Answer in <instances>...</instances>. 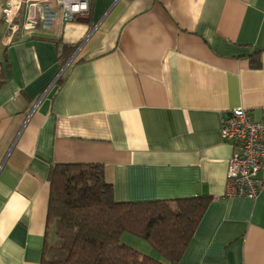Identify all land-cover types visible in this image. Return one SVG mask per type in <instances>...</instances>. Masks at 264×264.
I'll list each match as a JSON object with an SVG mask.
<instances>
[{
  "label": "crops",
  "instance_id": "crops-1",
  "mask_svg": "<svg viewBox=\"0 0 264 264\" xmlns=\"http://www.w3.org/2000/svg\"><path fill=\"white\" fill-rule=\"evenodd\" d=\"M8 1L0 0V264H41L55 240V163L103 164L119 201L210 195L177 264H264V190L226 196L233 147L221 138L233 108L264 122V0H93L87 16L12 39L2 21ZM122 239L151 251L131 234Z\"/></svg>",
  "mask_w": 264,
  "mask_h": 264
},
{
  "label": "trees",
  "instance_id": "trees-1",
  "mask_svg": "<svg viewBox=\"0 0 264 264\" xmlns=\"http://www.w3.org/2000/svg\"><path fill=\"white\" fill-rule=\"evenodd\" d=\"M2 21L6 27L3 12ZM252 66H261L259 56ZM49 172L47 227L55 240L45 242L41 264H177L212 200L206 194L119 201L100 163H55ZM125 233L151 251L127 244Z\"/></svg>",
  "mask_w": 264,
  "mask_h": 264
},
{
  "label": "built area",
  "instance_id": "built-area-1",
  "mask_svg": "<svg viewBox=\"0 0 264 264\" xmlns=\"http://www.w3.org/2000/svg\"><path fill=\"white\" fill-rule=\"evenodd\" d=\"M92 2L9 0L3 9L7 36L12 39L18 30L28 35L47 32L44 30L52 29L58 17L62 21H73L87 16ZM21 11L24 13L18 21ZM221 138L233 147L229 159L226 196L258 198L264 190V122L256 120L248 108H233L223 117Z\"/></svg>",
  "mask_w": 264,
  "mask_h": 264
},
{
  "label": "rangeland",
  "instance_id": "rangeland-1",
  "mask_svg": "<svg viewBox=\"0 0 264 264\" xmlns=\"http://www.w3.org/2000/svg\"><path fill=\"white\" fill-rule=\"evenodd\" d=\"M227 186H228V183L226 184V188H227ZM131 242V241H130ZM128 244V243H127ZM148 244V243H147ZM133 247H135V246H133ZM136 248V247H135ZM136 249H138V248H136ZM139 251H141V250H139Z\"/></svg>",
  "mask_w": 264,
  "mask_h": 264
}]
</instances>
